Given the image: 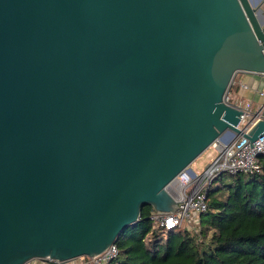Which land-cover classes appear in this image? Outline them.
<instances>
[{"label": "water", "instance_id": "obj_1", "mask_svg": "<svg viewBox=\"0 0 264 264\" xmlns=\"http://www.w3.org/2000/svg\"><path fill=\"white\" fill-rule=\"evenodd\" d=\"M238 72L264 74L259 0H0V264L95 257L143 206L175 212L215 141L264 134L228 102Z\"/></svg>", "mask_w": 264, "mask_h": 264}, {"label": "trees", "instance_id": "obj_2", "mask_svg": "<svg viewBox=\"0 0 264 264\" xmlns=\"http://www.w3.org/2000/svg\"><path fill=\"white\" fill-rule=\"evenodd\" d=\"M207 200L195 229L156 228L152 207L143 206L140 220L121 234L118 256L109 264H264V161L259 173L218 175Z\"/></svg>", "mask_w": 264, "mask_h": 264}, {"label": "built area", "instance_id": "obj_3", "mask_svg": "<svg viewBox=\"0 0 264 264\" xmlns=\"http://www.w3.org/2000/svg\"><path fill=\"white\" fill-rule=\"evenodd\" d=\"M243 87L247 89L248 85L243 84ZM259 94L264 96V91H259ZM227 99L230 102L229 95ZM235 104L244 110L239 128L245 127L248 131L260 119H264V104L256 109L251 103ZM210 148L215 150V155L210 158L203 170L192 169L194 175L190 173L192 175L190 179L187 177L188 171H184L174 181L182 183L184 187L178 197H175L178 201L177 210L173 213H152L151 219L156 228L172 229L187 226L195 229L200 222V216L208 209V187L218 175L223 172L255 174L261 171L262 160L264 161V134L253 143L244 136H238L227 143L217 140ZM118 253L119 248L114 244L95 257L77 258V264H109Z\"/></svg>", "mask_w": 264, "mask_h": 264}, {"label": "crops", "instance_id": "obj_4", "mask_svg": "<svg viewBox=\"0 0 264 264\" xmlns=\"http://www.w3.org/2000/svg\"><path fill=\"white\" fill-rule=\"evenodd\" d=\"M259 7H261V13L264 17V0H259ZM233 83L231 96L235 100V103H251L254 109L264 104V96L259 94V91H264V74L239 72L236 74ZM243 84H247L248 88L245 89ZM27 264L48 263L32 260Z\"/></svg>", "mask_w": 264, "mask_h": 264}, {"label": "rangeland", "instance_id": "obj_5", "mask_svg": "<svg viewBox=\"0 0 264 264\" xmlns=\"http://www.w3.org/2000/svg\"><path fill=\"white\" fill-rule=\"evenodd\" d=\"M239 73V72H238ZM233 101H235L233 99ZM232 139L230 135H224V138L221 140L222 143H227ZM215 155V150L212 148L207 149L198 159L195 160V162L192 164L191 168L196 171H201L204 169L205 165L210 160V157ZM184 189L183 184L179 182H174L171 184L168 188V191L174 196L178 197L180 194V191ZM197 226V225H196ZM33 261H39L42 262L40 259H34ZM44 262V261H43ZM49 264V263H48ZM62 264H77V259H74L72 261L62 263Z\"/></svg>", "mask_w": 264, "mask_h": 264}, {"label": "bare ground", "instance_id": "obj_6", "mask_svg": "<svg viewBox=\"0 0 264 264\" xmlns=\"http://www.w3.org/2000/svg\"><path fill=\"white\" fill-rule=\"evenodd\" d=\"M187 177H188V179H190V178H192V175L189 172H187Z\"/></svg>", "mask_w": 264, "mask_h": 264}]
</instances>
